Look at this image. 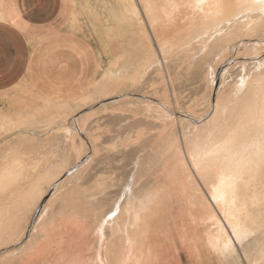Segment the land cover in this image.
Wrapping results in <instances>:
<instances>
[{
  "label": "bare ground",
  "instance_id": "1",
  "mask_svg": "<svg viewBox=\"0 0 264 264\" xmlns=\"http://www.w3.org/2000/svg\"><path fill=\"white\" fill-rule=\"evenodd\" d=\"M117 3L125 17L117 13L114 42L119 47L126 43L127 53L117 54L111 81L96 92L97 103L122 102L112 119L119 145L106 163L109 167L104 165L109 170L94 160L96 147L102 146L95 143L100 139H94V130L87 127L94 113L82 114L97 103L86 104L88 99L81 97L71 105L52 100L45 104L47 109L73 111L62 110L42 122L35 116L12 118L0 110V142L16 135L15 130L40 123L45 125L39 128L42 138L58 127L67 130L57 149L51 151L59 155L57 162L50 157L39 159L37 153L38 162L24 167L19 157H13L14 151L4 163L1 159L0 264H187L189 260L198 263L206 250L221 264L264 261V164L258 152L264 138V11L260 0ZM135 51L138 56L133 61ZM153 69L162 75V96L149 93L148 88L139 91V84ZM181 75H188L192 80L188 85L194 84V89L202 92L209 82L210 89L207 102L200 100L194 109L179 113L178 106L183 105H176L180 97L174 86ZM170 90L177 98L174 105ZM132 104H140L138 109L157 108L171 117L173 105L181 135L171 127L148 134V128L156 127L139 112L125 109ZM26 136L15 137L21 143L25 138L37 139ZM79 142L83 147L80 154ZM9 149L6 152L11 154ZM89 157L91 170L86 173ZM121 168L127 177L119 183L121 174L116 170ZM31 173L37 175L35 182L26 181ZM76 173L83 176L82 183L72 187ZM115 176H119L118 182ZM233 177H239L234 185ZM175 209L180 216L173 214ZM231 235L242 242L243 259L235 254ZM23 242L19 251L8 253ZM162 243L168 245L172 259L158 252Z\"/></svg>",
  "mask_w": 264,
  "mask_h": 264
},
{
  "label": "rangeland",
  "instance_id": "2",
  "mask_svg": "<svg viewBox=\"0 0 264 264\" xmlns=\"http://www.w3.org/2000/svg\"><path fill=\"white\" fill-rule=\"evenodd\" d=\"M117 2H118V0H75L76 11L73 14L71 25H72V27H74L75 24L79 22V19L81 20L79 22V30L78 31H79L80 34H82L85 37L86 42H90V44L95 47L96 52H97V54H85V58L84 59L83 58H79L80 66L78 67V69H80V72H81V74L79 75V78H80V81H82V79H84V82L86 83V84H84L85 86H84L83 89H81V90H72L70 92L54 91L52 95L51 94L47 95L46 91H44L42 89H39V86H40L39 84L37 85V90H35V89H33V87L30 84L31 81L30 82L22 81L21 89L19 91H16L15 95L13 94L14 93L13 91L9 92V94L6 95V101H7V103L9 105H7L5 107V109L3 107H0V110L2 108L3 109L2 112L7 113L6 115L12 116V118L14 116L20 114L24 118L35 116L37 119L40 118L41 119L40 121L42 122L43 120L45 121L46 119L48 120V119L54 117L55 115L58 116L60 113H62V110H63V113H65L66 111L67 112L73 111V109L65 110V108L62 109V108H58V107H52V108L47 109L45 104L46 103L51 104L52 100L55 101V102H66V103H69L71 105V102L74 104V100H78V98L81 97V100L84 99V98L88 99L86 101V104L90 103L92 105L93 103H97L99 101V99H98L99 95H96V92L104 89L105 86H107L108 83L111 81V77H112L111 70H112V67H113V64L115 62L117 54L127 53V50H126L127 47H126V43H125L126 39L124 41L125 44H122L120 47L117 46V44L114 42L115 32H116L115 22L114 21H115V18L117 16H119L117 13H122L123 12V9L121 7H119L120 4L117 3ZM138 5H139V3H138ZM121 15H123L125 17V14H123V13ZM151 37H152L154 48H155V50L157 52V57H158V59L161 60L160 49H159L158 44L156 43V39L152 35H151ZM131 55H132L131 59L133 61L138 56V54H136V51L134 52V54H131ZM80 57H81V55H80ZM154 70L155 69H153V71ZM153 71L149 72L146 75V77L144 78V81L142 82V84H139L140 87L138 85L139 91H141V88L143 87L142 91H144V92H147V88H148V92L149 93L151 92V93L157 94V92H158L161 95L162 94L161 92H163L162 90H164V87H163L164 83H163V80H161L162 79L161 78L162 75L160 76L159 72H158L159 73V75H158V73L156 71H154V73H153ZM183 75H181V79L178 80L177 83L175 82V84H177V85L174 86V90H175L174 92L177 95V98L178 97H180V98H178V99L175 98L176 95H174V93H172L173 90H170L171 93L169 92L170 94H168L170 100H172L171 102L173 103V105L175 104V100L176 99H177V101L180 100L179 104L176 103V105H183L182 107L178 106L179 107V113L183 112L185 110L187 111V110L194 109L195 106H197V104L199 103L200 100H205V102H207L208 92H209V89H210L209 88L210 87V82L208 84V87L203 89L202 92L197 87L194 89L193 88L195 86L194 84H191V86L188 85V83H192V80L187 78L188 75L187 76L185 75L186 77L183 76ZM182 76L187 78L188 81L185 78H182ZM146 81L147 82L149 81V82L147 83ZM152 82H153V84H152ZM160 82H162V83H160ZM182 82H184V84ZM180 84H183V85H181L182 87H180ZM192 85H194V86L192 87ZM41 86H43V85H41ZM76 86H78V85H76ZM145 86H147V87H145ZM177 86H178V88L180 87V89H179L180 91H178ZM183 86H184V88H183ZM135 88H137V86ZM149 88H150L151 91L149 90ZM154 90L155 91L158 90V91H156V93H155ZM176 91H178V92H176ZM10 94H11V96H10ZM200 95H202V96H200ZM47 96L49 98L48 100L45 98ZM160 97H158V98H160ZM43 98H44V101H43ZM110 101L111 102L108 101L109 103L108 102L107 103L106 102L105 103L104 102H99V103H97L95 105L93 104L89 108H85L84 111L82 110L84 112L82 114H86V112L88 113L90 111L94 113V115H92L93 117L92 116L89 117V118H92V119H90L88 121L90 122L91 120H96V122H94V121L93 122L91 121V123L87 122V127L89 128V130H94V131H92L93 133L90 131L92 134L89 133V132L88 133L91 134L92 136L94 135L93 136L94 139H95V137H97V138L99 137L98 140L99 139L100 140L99 141L95 140V143L96 144L100 143V144H102L103 147H105V148H103L101 145L98 144L99 148L102 147L100 149H102L103 152L101 150H98V147H96L98 153H95V154L96 155L98 154L97 155L98 157H96L98 159L94 158V160L97 161V164H96L95 161L94 162H95L96 165H100V166H104L105 165L106 167H109V165L106 164L107 161L112 159V157L115 156L116 151L118 150V145L119 144H117L116 142H118L119 139H117V138L115 139L114 138V137H116L115 136L116 133H115V129H114L115 125L113 124L112 119H113V115H115L118 112L117 109L119 108L120 104L122 103V102L121 103L117 102L116 99H113V100H110ZM195 103H196V105H194ZM200 103H201V101H200ZM173 105H172V108H173V114L174 115H172V117H171V114H166L162 110L157 109V108H152L151 110H148L147 108L142 107V108L138 109L140 104H132L130 107L125 108V109H129V110L134 111V112H139V115L140 116L142 115L141 117L144 118V120L146 119L147 121H149V122H151L153 124V128L156 127V129L152 130L151 127L149 126L152 131H150V129L148 128L147 129V130H149L148 134L155 133V130L157 131V133H162V132H165L167 127L168 128L171 127V129L175 128L174 129L175 131L178 130L177 133H178V136H179V135H181V130H180V127H179L181 125H180V123H178L179 120H176L178 118V116L176 115L177 114V110L175 111V108H174ZM186 105H187V108L183 109V107H185ZM190 106H193V108L192 107L190 108ZM154 109H155V111H154ZM141 112H142V114H140ZM4 113H2V114H4ZM129 113L130 112H128V114ZM89 118H86V119H89ZM173 123L179 124L178 127H176L177 125L173 124ZM172 124L174 125V127H172ZM44 126H45L44 123H40L38 125L30 127L29 129L27 128L26 130L25 129H21L22 131L21 130H15L17 134L14 135V136L9 137L10 139L8 138V136H6L7 138L6 137L2 138L3 140H1V142H0V146L2 145L0 147V151H1V149L3 147L4 148L8 147V149L9 148L11 149V147L13 148V146H14V148H13V150L9 149V152L11 151L10 152L11 154L7 153L8 151L6 152V150H8V149H5V151L3 149V151H1V153H3L2 155H4V156H2L1 153H0V155L2 156V157L0 156V161L3 158L2 162L4 163L5 162L4 161L5 158H8L10 155H12L13 151H14L13 157H19L20 158V162L23 161L24 164H22V165H24V167L26 165L27 167L31 168L32 166H34V164L36 162H38L39 159L42 158V156L46 157V158L50 157V158H52V159L49 158L50 160L54 159V161L57 162V160H59L58 159L59 155L57 153L52 154V152H53L54 149L55 150L57 149L56 147L58 145L56 146V144L61 143L60 139L63 140L64 135L67 134V130H64V128L58 127L56 129L52 130L53 132H50L49 135H47V136L42 138L41 136L43 135V132H41L39 130V128L40 127H44ZM37 127H38V129H37ZM56 130L57 131L59 130V132H55ZM145 132H147V131L145 130ZM21 134H23L25 136L32 134V135H35V137L37 139L25 138L24 140H22V143H21V141L19 142L18 140H16L19 137H15V136H19ZM96 134H97V136H95ZM98 134H99V136H98ZM131 135H133V132H132ZM100 136H101V138H100ZM12 137H13V139H15V142L18 141L20 143V145L18 146L19 148L16 146V144L18 145V142L14 144L13 143L14 141L12 140ZM57 137H60V138L57 139ZM44 138L46 139L45 142L42 141ZM103 138L104 139L106 138V139L104 140ZM29 139H31L30 142H29ZM32 139L34 140V143H33ZM113 139H115L116 141H114ZM103 140H104V142H103ZM27 141H28L29 144L26 143V146H23L22 144L23 143L25 144V142H27ZM11 142H12V144H11ZM36 144H37V146H38V144L40 146H42V147H40L41 150H37L36 149L37 148ZM6 145H7V147H6ZM21 146H22V148H21ZM32 148L33 149L35 148L37 151L35 149H34L35 150L34 151ZM38 149H39V146H38ZM82 150H83L82 143L79 142V147H78L77 153L79 152L78 154H80L82 152ZM30 151H32V152H30ZM33 151L36 152V153L33 154L34 153ZM110 152L112 153L111 154L112 156L110 155ZM6 153H7V156H6ZM105 153H106V155H104ZM50 154H52L54 156H50ZM100 154H101V157H100ZM31 155H33V157ZM36 155H38L39 157L36 156ZM46 155H48V156H46ZM40 156H41V158H40ZM94 157H95V155H94ZM101 158H102V160H100ZM88 159L90 161L88 163V167H86V169H85L86 173L88 172L89 169L91 170V165H90L91 158L89 157ZM103 160H105V161L103 162ZM99 161H101V162H99ZM2 162H0V163L3 164ZM94 162H93V166H96V165H94ZM98 162H99V164H98ZM100 166H98V167H100ZM105 166L103 168H105ZM120 166H122V165H120ZM103 168L101 167L100 169H103ZM122 168L118 169V172L116 170V173L118 175L121 174L120 175L121 180H120L119 176H115V177H118V180L116 182H118L120 180L119 183L122 182V177H124L123 180L126 179L125 176H126L127 173L125 174V168L124 169H122ZM105 170L107 171L109 169L105 168ZM123 171H124V173H123ZM33 174L34 173H31V176H29L26 179V181L35 182L37 180V175H33ZM123 174H125V175H123ZM82 178H83L82 175L77 174V173L74 174L72 176V178H71L72 187L77 182H78V184L82 183ZM175 213H176V215H179L178 209L173 210V214L174 215H175ZM231 239H232L233 250L235 251V254H239V256L241 255L240 257L238 255H236V256H238L240 259H243L242 258V250H243V248L241 247V244H240L242 242H239L238 240L233 238L232 235H231ZM178 242H180V241H178ZM25 243L26 242H23L22 244L17 245L12 250H9L8 253H13L15 251H19L22 247H24ZM163 245H165V246H163ZM159 248H162V249H159L158 252H160V253H161V251L164 252V253L162 252L163 253L162 257L167 258V259H172L173 258L172 255L170 256V254H172V252L169 249L170 252H171L170 253L169 250L167 249L168 248L167 244L162 243V246H159ZM164 248H166L167 250L164 249ZM166 254H168V255H166ZM204 254H203L202 259H201V260H203L202 261L203 263L200 262L201 260H198V263H200V264H221V261L219 260V258L218 257L214 258L216 256L214 255V253L212 254L211 251L208 252L206 250L204 252ZM210 254L212 255L211 256L212 258L210 257ZM208 255H209L210 258L208 257ZM187 260H189V259H187ZM215 260H217V263L215 262ZM206 262H208V263H206ZM196 263H197V261L195 263H192V262H190V260L187 262V264H196ZM243 264H245L244 261H243ZM256 264H264V261L257 260Z\"/></svg>",
  "mask_w": 264,
  "mask_h": 264
},
{
  "label": "crops",
  "instance_id": "3",
  "mask_svg": "<svg viewBox=\"0 0 264 264\" xmlns=\"http://www.w3.org/2000/svg\"><path fill=\"white\" fill-rule=\"evenodd\" d=\"M75 11V0H0V107L22 81L47 94L84 88L79 58L97 52L79 33L81 20L72 27Z\"/></svg>",
  "mask_w": 264,
  "mask_h": 264
},
{
  "label": "snow or ice",
  "instance_id": "4",
  "mask_svg": "<svg viewBox=\"0 0 264 264\" xmlns=\"http://www.w3.org/2000/svg\"><path fill=\"white\" fill-rule=\"evenodd\" d=\"M260 3H261V10L264 11V0H260ZM241 82L243 83V81H241ZM217 147H219V146H217ZM258 152H259L260 162H261V164H264V138H262V140L258 146ZM192 162L194 164L197 163V157L196 156H193ZM231 179H232V184L234 185L236 180L239 179V177H233ZM221 185H223V180L221 181Z\"/></svg>",
  "mask_w": 264,
  "mask_h": 264
}]
</instances>
